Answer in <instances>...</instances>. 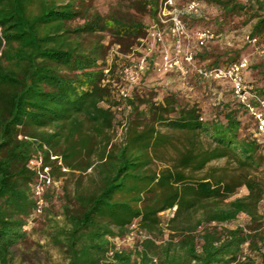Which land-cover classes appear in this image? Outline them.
I'll return each mask as SVG.
<instances>
[{
	"label": "trees",
	"instance_id": "trees-1",
	"mask_svg": "<svg viewBox=\"0 0 264 264\" xmlns=\"http://www.w3.org/2000/svg\"><path fill=\"white\" fill-rule=\"evenodd\" d=\"M94 1L0 0V264H25L15 249L35 220L28 163L38 152L54 176H68L62 221L50 219L47 231L62 264H252L238 261L246 242L264 262V144L249 133L253 118L233 94L211 117L175 93L159 98L146 83L147 63L122 97L111 84L110 48L128 54L148 32L145 17L160 22L161 0H129L106 12ZM206 1L226 18L246 16L251 35L264 36V0ZM238 54L222 57L229 64ZM220 56L207 65L224 66ZM242 214L249 223L226 226ZM135 225L156 237L119 249L115 241Z\"/></svg>",
	"mask_w": 264,
	"mask_h": 264
},
{
	"label": "rangeland",
	"instance_id": "rangeland-1",
	"mask_svg": "<svg viewBox=\"0 0 264 264\" xmlns=\"http://www.w3.org/2000/svg\"><path fill=\"white\" fill-rule=\"evenodd\" d=\"M193 0H161L158 12L159 23L153 21L150 17H145V22L149 26L146 36L139 39V43L132 47L128 54L120 51V45H113L110 48L107 61L109 64L117 63L114 78L111 79L112 87L120 91L128 84L124 80L123 67L126 64L134 63L140 56H146L148 64L146 72V83L150 88L163 94L175 93L181 101L191 100L199 103L204 111L205 117H211L221 112L225 105L233 103L232 92L228 84L221 81L200 79L193 71L187 76H183L176 69L165 70L163 61L166 53L174 54L175 48L181 44L183 49L192 50L198 63L207 65L213 63L217 57H221L219 64H228L222 57L226 53H239L237 57L249 56L251 59L250 76L256 79V84H261L264 89V55L254 52L253 47L247 41L246 36L251 31V23H245L246 16L234 15L224 17L222 8L206 0H196L198 3L196 9H191L190 3ZM129 0H95L93 7L106 12L114 4H128ZM178 15L183 24L184 32H175L173 30V16ZM191 17V18H187ZM203 28H210L216 32L222 33V36L204 44L197 39V32ZM160 35V38L157 35ZM110 37L107 36V40ZM154 53V54H153ZM153 54V56H151ZM137 89V88H136ZM134 88V91H136ZM146 92V89H138L137 92ZM123 107V106H122ZM122 107H118L117 114L122 115ZM247 117L250 114L247 113ZM165 130V129H163ZM250 134L256 135V126L254 121L250 123ZM122 139V125L115 123L113 141L120 142ZM206 142L208 139L203 138ZM216 165L224 164V160L213 162ZM162 163L157 161L156 167H161ZM68 178L62 176V185ZM73 188V184L69 185ZM247 193L245 187L241 188L237 196H243ZM63 189L51 195L50 211L44 216L36 218L27 227V237L20 243L15 251L18 257H22L25 264H62L64 258L62 253L49 242L47 231L48 226L52 224L50 219L62 221L63 218ZM173 210L162 213V226L164 227L165 237L168 233V220L173 216ZM261 223L264 232V200L260 205ZM250 218L242 214L236 221L227 223L226 226L235 227L239 224L249 223ZM157 235V234H156ZM155 236L140 228L138 225L125 237L115 241L119 249L135 250L138 243L144 238ZM162 237H157L160 243ZM264 243V240H263ZM264 251V245L262 246ZM250 259L252 264H264L261 256L256 250H252L249 242L243 246L242 253L238 261H247ZM235 264V262L233 263Z\"/></svg>",
	"mask_w": 264,
	"mask_h": 264
},
{
	"label": "built area",
	"instance_id": "built-area-1",
	"mask_svg": "<svg viewBox=\"0 0 264 264\" xmlns=\"http://www.w3.org/2000/svg\"><path fill=\"white\" fill-rule=\"evenodd\" d=\"M198 3L196 0L191 1V9H196ZM173 30L175 32H184V24L178 15L173 16ZM160 38V35H157ZM222 33L216 32L210 28H203L197 32V39L204 44L207 41L220 38ZM247 41L251 44L255 53L264 55V36H254L248 33ZM146 56H140L134 63L126 64L123 67L124 80L128 86L122 88L119 93L126 98L130 95L132 85L136 83L140 73L145 69ZM164 69H176L181 75L187 76L191 71L196 75L214 81H221L229 85L233 96L239 104L246 109L256 123V135L264 144V90L259 85L247 78V70L251 65L249 56H242L235 61L224 66H208L197 62L195 53L192 50L183 49L181 44L175 48L174 54L166 53L163 61ZM110 68H106L109 74ZM106 81H109L108 79ZM58 156L51 155L52 159ZM58 163L62 165V161ZM28 167L34 171L35 177L32 182V192L34 207L32 217L35 219L44 216L50 207L48 198L49 193L59 190L62 186V177H56L52 174V166L45 162L44 156L38 152L29 160ZM64 171L68 169L63 167ZM34 220H30V224ZM29 224V225H30ZM136 226V225H135ZM134 226V227H135ZM134 229V228H133ZM112 252L109 253L108 257Z\"/></svg>",
	"mask_w": 264,
	"mask_h": 264
},
{
	"label": "crops",
	"instance_id": "crops-1",
	"mask_svg": "<svg viewBox=\"0 0 264 264\" xmlns=\"http://www.w3.org/2000/svg\"><path fill=\"white\" fill-rule=\"evenodd\" d=\"M251 65H252V63H251ZM251 65H250V67H251ZM251 76H250V72L249 73H247V78L249 79ZM252 80L254 81V82H256V79L252 76ZM261 88H263L262 87V85L261 84H258Z\"/></svg>",
	"mask_w": 264,
	"mask_h": 264
}]
</instances>
